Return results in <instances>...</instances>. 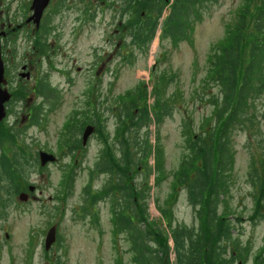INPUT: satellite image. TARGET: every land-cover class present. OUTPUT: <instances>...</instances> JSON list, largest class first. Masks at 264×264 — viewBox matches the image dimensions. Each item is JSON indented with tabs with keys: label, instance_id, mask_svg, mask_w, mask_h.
I'll list each match as a JSON object with an SVG mask.
<instances>
[{
	"label": "rangeland",
	"instance_id": "374dc122",
	"mask_svg": "<svg viewBox=\"0 0 264 264\" xmlns=\"http://www.w3.org/2000/svg\"><path fill=\"white\" fill-rule=\"evenodd\" d=\"M29 1L0 0V24L7 20L23 22ZM123 2L81 0L69 13L62 10L52 21L53 25L61 22L54 38L59 36L46 41L49 46L46 54L40 51L38 44L34 46L36 39L30 48V29L21 30L15 38L18 39L14 43L16 58L30 64L31 80L28 83L22 80L10 89L20 101L11 105V114L0 126V162L5 163L17 146L14 152L24 157V173L26 176L28 173L27 178L36 190L29 193L26 185L20 191L28 195V202H20L14 195L0 207V264H124L130 260L127 244L114 233L108 200L102 198L90 205L83 201L82 193L84 187H90L96 191L94 194L102 197L101 189L110 176L96 170V165L102 153L106 155L105 138L110 147L111 140L120 134L116 133L115 107L117 115L118 103H125L126 92L136 87L147 91V107L153 106L156 96L160 102L167 103V114L159 124L151 122L135 134L138 143L147 141L148 145H156L158 142L163 152L161 174L149 175L144 185L147 215L150 220L162 223L157 207H163L173 226L196 224L186 189L178 187L174 178L182 158L190 154L186 134L200 135L213 117L214 109L207 103V97L200 98L201 88L214 86L208 80L209 57L212 48L225 42L226 30L240 10L242 0H211L188 38L175 44L170 39H159L161 23L169 14L166 8L154 40L144 50L134 45L122 50L124 43H131V38L127 37L128 18L120 13ZM70 4L71 1L68 6ZM109 4L113 7L112 15ZM89 5H96V11L91 12ZM54 6L53 3L48 14ZM132 11L136 12L134 15L139 14L137 8L133 7ZM131 20L129 16L128 21ZM118 29L122 32L113 36L118 34ZM132 49V58H129ZM123 55L125 60L121 59ZM36 80L44 81L52 90L54 107L41 101L38 89L32 93ZM20 89L25 100L20 97ZM88 102H94L95 109L88 110ZM34 104L43 105L39 121L25 126L26 109ZM257 106L264 115V99ZM75 115L90 116L97 122L99 132L93 137L90 133L91 141L86 148L69 152L63 147L69 127L72 126L73 133H81L86 124L84 121L79 125L78 120L71 119ZM150 117L154 119L152 113ZM129 131L131 134L117 137L125 145V151L130 152L127 146L133 144L134 130ZM16 132L21 134L20 142H15ZM230 140L234 164L227 173L229 189L227 210L225 205L224 210L231 213L234 237L239 244L250 248L246 264H254V257L264 247V192L255 187L253 179L262 176L264 187V174L261 166L251 165V162L264 158L258 157L264 154V118L258 117L252 128L234 129ZM126 141L130 144L126 145ZM117 145L120 146L119 141ZM37 149L54 155L57 162L41 171L35 158ZM119 149L114 153L115 160ZM147 163L153 167L152 157ZM142 179L141 174H135L137 184L142 183ZM50 227H55V240L45 251ZM161 227L168 229L166 225L161 224ZM169 244L172 246L171 241ZM170 260L174 264V254Z\"/></svg>",
	"mask_w": 264,
	"mask_h": 264
},
{
	"label": "trees",
	"instance_id": "16d2710c",
	"mask_svg": "<svg viewBox=\"0 0 264 264\" xmlns=\"http://www.w3.org/2000/svg\"><path fill=\"white\" fill-rule=\"evenodd\" d=\"M210 1L172 0L171 4L163 0L125 2L124 7L132 5L139 14L134 15L133 25H126L131 34V43H124L122 50L133 45L139 50L148 49L162 13L168 7L169 14L161 23L159 39H170L174 44L184 41L194 23L201 20V12L208 9ZM142 12L145 15L141 17ZM41 46L44 48L43 43ZM132 52L133 49L130 50L129 58H132ZM208 74V80L214 86L202 87L200 98L203 95L207 97V103L214 109L213 117L200 135L186 134V148L190 154L182 158L174 178L178 187L186 189L193 205L195 225L173 226L167 218V209L163 207H157L162 223L150 220L146 211L144 185L149 175L161 174L163 152L158 142L156 145H148L147 141L138 143L135 134L142 127L147 128L151 122H161L167 114L166 101L160 102L156 96L155 103L149 108L146 106L147 91L138 87L124 96L125 103H118L120 109L117 111L116 133L131 134V128L134 133L133 144L126 141V145L130 144L127 146L130 152L125 151V145L118 138L120 134H117L116 141H119L120 149L116 160L115 154L106 145L107 138L102 136L103 141L105 138L106 155L102 153L96 170L106 172L110 179L101 189V198L90 187H84L82 196L83 201L90 202V205L102 198L110 203L114 233L127 244L126 252L131 256V261L124 264H173L171 254H174V264H246L248 261L250 248L247 244H239L234 237L235 224L231 223V213L224 210V205L228 201L227 173L234 164L230 135L236 128H252L258 117L261 120L264 118L257 106L264 99V0H242L240 10L226 30L225 42L212 48ZM42 83L39 82L40 85ZM154 92L158 95L156 90ZM51 95L49 89L44 93L48 101ZM169 100L173 102L174 96ZM47 105L54 107L55 101L51 100ZM151 113L154 119H151ZM87 117L75 115L73 120H78L79 125L86 121L85 126L95 123L97 134V122ZM79 133H73L72 126L69 127L63 146H69V152L83 149L81 142L76 143L80 141ZM99 134L102 135L101 132ZM259 141L257 139L256 142ZM151 157L153 167L147 163ZM10 158L6 160L10 164L6 163L5 171L8 183L0 184V207L10 202L21 188L29 185L23 170L25 165H22L24 157L12 153ZM251 165L261 166L264 174V158H257V162L252 160ZM135 174H141L145 180L137 184ZM262 180V176L253 179L260 192H264ZM161 224L168 229L162 228ZM253 263L264 264V247L254 257Z\"/></svg>",
	"mask_w": 264,
	"mask_h": 264
},
{
	"label": "flooded vegetation",
	"instance_id": "af4514ba",
	"mask_svg": "<svg viewBox=\"0 0 264 264\" xmlns=\"http://www.w3.org/2000/svg\"><path fill=\"white\" fill-rule=\"evenodd\" d=\"M72 2V4H70L69 6L71 8H69L68 3ZM81 0H49L48 5L46 6L45 10L43 11L41 20L39 22L38 27L35 26L34 22L30 20V16L32 15V13H34V11L32 10V2L33 0H30L29 5H25V13H23V17H24V21L23 22H18V21H14V20H7L5 23L2 21L0 24V60L2 61V65H3V69H4V83L2 84V87H4L6 90H8V92L10 93V89L16 85H19L22 80L27 81V83L31 80V72L29 70V66L26 60V63L24 61L19 60L18 58H16V51H15V47L16 45L14 43L17 42L18 39H15L16 37H18L19 32L21 30H29L30 32V38H29V46L30 48H32V43L33 39L39 40V41H47L50 40V37L53 36V40H56L57 37L59 36V34L54 38V34L55 31H58L57 25H61V22H57L55 25H53V20L56 18L57 15L60 14V12L63 10V12H67L69 13L70 11H72L74 9V7H76ZM109 1V0H108ZM131 0H124V4L125 2H130ZM54 3V7L52 8V10L50 11V13L48 14V10L50 9V7L52 6V4ZM126 5V4H125ZM124 5V6H125ZM122 6V9L120 11L121 14H123L124 17L128 18L127 19V23L126 25H130L131 21L129 20V16H132V18L134 17V13L133 7L132 5L124 7ZM91 12L92 11H96V5H89ZM108 10L111 12L113 10V7L111 4H109L108 6ZM91 12L89 11V13L91 14ZM94 13V12H93ZM113 12H111L112 15ZM118 15V14H117ZM120 15V14H119ZM140 16H144V13L140 14ZM119 24H121L120 26L123 27L124 25L123 22H119ZM62 29V26H61ZM118 34L113 35V36H118L119 33L122 32V30L120 31L119 29L117 30ZM26 33H29L28 31ZM127 37L129 38V36L127 35ZM26 41V39H24ZM35 46V45H34ZM117 46V45H116ZM20 71V72H19ZM35 82V81H34ZM35 88H37V80L35 83L32 84V93L35 91ZM20 92V97L21 99L25 100L26 96L24 95L22 89L19 90ZM11 97L9 99V101L5 104V113L6 116L5 118H7L10 114H11V105H13L14 103H16L17 101H20L16 98H14V96L12 95L13 93H10ZM39 98L41 99V101H43V103L45 102L46 98L43 96H39ZM16 99V101H15ZM94 102H89V107L88 109L92 108L95 109V106L93 105ZM43 106V105H41ZM41 106L37 107L35 104L31 107V108H27L26 110V115L23 118V122L25 120V126L27 125H31L32 124H36V114L40 113L41 114ZM18 112L16 111L15 114H17ZM97 116V115H96ZM114 116L116 115V107H115V113ZM3 123V122H2ZM2 123L0 122V126L2 125ZM95 124V123H94ZM92 124V126L94 127V133L97 130V126ZM14 125V124H13ZM12 125V126H13ZM19 132H16L14 134L15 138H21V134L19 135ZM94 135V134H93ZM92 135V137H93ZM113 138V136L111 137ZM115 138V137H114ZM79 140H80V136H79ZM91 141V137L88 139V141L86 142V144L82 146V148H86L89 143ZM76 143H80V141H76ZM32 146V145H30ZM119 146L117 145V141L116 138L115 140H111V145H110V149L112 150L113 153H116L117 148ZM64 149H69V146L64 147ZM38 150V149H37ZM40 151V149L38 150ZM37 151V152H38ZM12 154V152H11ZM4 155V154H3ZM5 156V155H4ZM36 156V155H35ZM8 162L5 161L4 162H0V184H5L8 183V181H6V179L8 178V175L5 173L6 168H7V164ZM10 164V163H8ZM22 165H24V163L22 162ZM41 171H45L47 169V167L44 168H40ZM28 177V173L26 176V181L27 184H29V187L31 186L30 179L27 178ZM36 189H28L29 193H33L35 192ZM28 198V195H27ZM28 202V199L25 201V203ZM112 215L110 216V219H112Z\"/></svg>",
	"mask_w": 264,
	"mask_h": 264
},
{
	"label": "water",
	"instance_id": "95a60500",
	"mask_svg": "<svg viewBox=\"0 0 264 264\" xmlns=\"http://www.w3.org/2000/svg\"><path fill=\"white\" fill-rule=\"evenodd\" d=\"M49 0H33L32 2V10L34 11L32 17L30 18L31 20L34 21L35 24H38L39 18L41 17V14L44 10V8L47 6ZM3 68H2V63L0 60V84L3 82ZM10 98L9 93L5 89H1L0 87V121L3 119L5 115L4 111V103L8 101ZM93 132V128L91 126H87L84 130L82 140L83 142L86 141L87 137L90 135V133ZM40 160L42 163L45 162H54L55 157L52 155H48L46 153H40ZM55 240V227H52L45 239V249L48 250L51 243Z\"/></svg>",
	"mask_w": 264,
	"mask_h": 264
}]
</instances>
